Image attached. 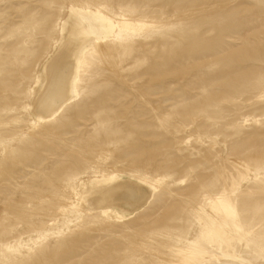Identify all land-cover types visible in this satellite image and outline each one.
<instances>
[{
    "label": "rangeland",
    "instance_id": "rangeland-1",
    "mask_svg": "<svg viewBox=\"0 0 264 264\" xmlns=\"http://www.w3.org/2000/svg\"><path fill=\"white\" fill-rule=\"evenodd\" d=\"M226 263L264 264V0H0V264Z\"/></svg>",
    "mask_w": 264,
    "mask_h": 264
},
{
    "label": "bare ground",
    "instance_id": "bare-ground-1",
    "mask_svg": "<svg viewBox=\"0 0 264 264\" xmlns=\"http://www.w3.org/2000/svg\"><path fill=\"white\" fill-rule=\"evenodd\" d=\"M191 262L194 263L193 260H191ZM226 264H228V263H226Z\"/></svg>",
    "mask_w": 264,
    "mask_h": 264
}]
</instances>
